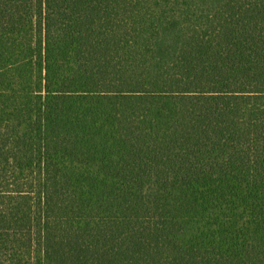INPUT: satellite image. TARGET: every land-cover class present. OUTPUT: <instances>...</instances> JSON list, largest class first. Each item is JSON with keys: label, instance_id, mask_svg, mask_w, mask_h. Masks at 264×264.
Segmentation results:
<instances>
[{"label": "trees", "instance_id": "16d2710c", "mask_svg": "<svg viewBox=\"0 0 264 264\" xmlns=\"http://www.w3.org/2000/svg\"><path fill=\"white\" fill-rule=\"evenodd\" d=\"M0 264H264V0H0Z\"/></svg>", "mask_w": 264, "mask_h": 264}]
</instances>
